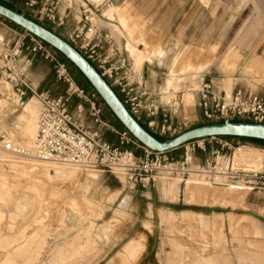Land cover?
<instances>
[{"label":"rangeland","instance_id":"1","mask_svg":"<svg viewBox=\"0 0 264 264\" xmlns=\"http://www.w3.org/2000/svg\"><path fill=\"white\" fill-rule=\"evenodd\" d=\"M10 5L35 20L23 4ZM136 5L142 10L137 11ZM115 7L109 17H117L122 24L123 31L113 27L119 42L124 38L121 49L132 42L142 51L141 61L163 49L165 59L152 60L167 100L173 98L171 90L191 100L204 79H212L224 91L244 87L264 93V0H121ZM140 14L150 22L138 20ZM0 21L5 20L0 17ZM40 24L52 30L47 23ZM7 27L0 29L6 32ZM249 49L251 55L243 56L242 50ZM38 57L42 61L34 67L36 74H46L51 81L56 77L53 64ZM72 76L76 81L80 77L77 72ZM83 85L91 90L86 82ZM21 113L22 109L16 114L13 136L20 144H29L34 128ZM200 125L205 122L195 124ZM108 139L116 142L115 135ZM232 142L249 145L239 139ZM253 148L264 150V145L254 143ZM172 154L180 157L183 150ZM4 156L0 204L10 214L0 225V264H126L130 260L127 248L140 238L143 249L133 264H264V194L243 191L246 197L238 205L226 204L199 192L189 198L188 182H167L179 197L170 194L164 199L161 184L145 189L111 174L80 170L72 177L54 178L53 173L49 179L43 171L42 178L19 172L30 169V161ZM197 157L204 155L197 153ZM165 212L177 216L163 217ZM202 218L211 224L202 226ZM255 223L261 227L255 228Z\"/></svg>","mask_w":264,"mask_h":264},{"label":"built area","instance_id":"2","mask_svg":"<svg viewBox=\"0 0 264 264\" xmlns=\"http://www.w3.org/2000/svg\"><path fill=\"white\" fill-rule=\"evenodd\" d=\"M0 3L23 4L38 23L45 22L52 31L71 44L121 98L130 114L159 139L175 138L195 126L196 121L181 116L178 93L150 89L144 68L138 67L126 51L105 32L90 12L82 8L77 26L70 28L71 7L61 14L63 0H0ZM0 26L7 27L5 21ZM0 29V153L22 162L32 160L52 167H72L84 172L107 173L122 178L128 185L157 188L164 182L186 184L188 181L213 187L264 194V157L260 166L241 162L238 151L258 150L254 142L240 146L228 137H209L190 141L177 150L155 152L145 148L129 132L119 130L104 116L103 101L93 90L83 89L67 64L49 45L17 27ZM9 32V33H8ZM17 36L12 39L11 36ZM25 52L50 61L58 82L65 86L61 95L39 91L24 75L21 61ZM198 109L205 124L250 123L264 126V93L241 87L228 95L214 81H203L196 92ZM35 99L39 105L37 134L30 148L12 138L13 118L24 101ZM79 101L73 108L72 102ZM118 137L113 144L108 135ZM240 140V139H239ZM135 146L139 155L128 147ZM264 154V150H258ZM202 153L204 157H197ZM261 154V155H262Z\"/></svg>","mask_w":264,"mask_h":264},{"label":"water","instance_id":"3","mask_svg":"<svg viewBox=\"0 0 264 264\" xmlns=\"http://www.w3.org/2000/svg\"><path fill=\"white\" fill-rule=\"evenodd\" d=\"M0 17L32 34L62 54L85 77L121 126L141 145L151 151L169 152L177 150L190 141L209 137L264 141L263 125L232 122L200 125L175 138L161 140L151 134L130 114L118 94L93 65L61 36L29 16L2 3H0Z\"/></svg>","mask_w":264,"mask_h":264},{"label":"crops","instance_id":"4","mask_svg":"<svg viewBox=\"0 0 264 264\" xmlns=\"http://www.w3.org/2000/svg\"><path fill=\"white\" fill-rule=\"evenodd\" d=\"M121 1V0H119ZM117 0H63V6L60 9L61 14H64L66 12L67 7H71V15L70 18L68 20V24L70 28H74L77 26V21L76 20H80L81 17V13H82V8H85L88 12H90V18H93L95 21H97V25L102 28L105 32H110L112 34V36L114 37L116 43L118 44V46L121 48V44L123 45L124 42V38L122 39V37L120 38V42L117 38V35L115 34L113 27L118 26L120 28V31H123L122 28V24L119 22V19L117 17H115L114 19H111L109 17V14L113 11H115L117 9V7H115L116 4H118ZM135 9L137 11H141L142 7H139L136 5ZM141 21H148L150 22V19L146 18L143 14H140L139 19ZM19 32H22L21 29H18ZM9 33V32H8ZM12 39H16L17 36H11ZM126 40V39H125ZM251 41H256V39H251ZM129 44V45H128ZM128 44H125V48L122 50H127L129 51L130 55L133 58H136L133 55V50L131 51V49L129 48L130 45L133 46V49L135 50L136 47L133 45L132 42H128ZM136 51L139 53V55L142 58V51L141 50H137ZM135 51V52H136ZM127 52V51H126ZM157 52V53H156ZM154 53V56L152 57H148L146 58V60L141 61L139 59V61L135 62L139 65H142V67L144 68V72L146 75V78L148 80V84L149 87L152 91L154 92H160V93H165V88H163V86H161L159 84L160 81H162V77L160 80L159 77V72H157V68L156 65H153V60L152 58L155 57L156 59L159 58L160 59H165V53L163 51V49H158V51H156ZM251 49L249 50H242V55L249 57L251 55ZM143 59V58H142ZM148 59L152 60V62L147 61ZM38 61H42V58L38 57L37 55H33L32 53H28L26 54V56L22 59L21 61V68L24 72V75L27 77V79L33 83V85L35 87H37V89L39 91H51L54 95H61L64 90H65V86L63 84H61L60 82L57 81L56 77L53 75L51 81H48L47 75L46 74H36L34 67H36V64ZM263 64V62H262ZM253 65V64H252ZM250 65L249 68H247L246 72H250V69L252 68ZM201 66V65H200ZM200 66L198 67V70L200 71ZM209 68V65L203 70H207ZM71 72V71H70ZM171 72H172V66H171ZM72 73V72H71ZM73 74V73H72ZM203 81H213L211 80H203ZM228 81V80H227ZM226 81V82H227ZM78 82V81H77ZM225 82V83H226ZM172 81H168V86L172 85ZM83 89H85L87 92L91 93L93 92V89L89 90L87 86L83 85V83H78ZM226 85V84H225ZM227 89V88H226ZM234 90V89H232ZM173 91V90H171ZM192 96V97H191ZM191 100L188 101V99H183L180 96H178V98L176 99L180 105H181V111L180 114L181 116H186V117H190L192 119H194L196 121V123H204L203 118L199 117L198 112L201 115L200 110L198 109V100H199V96L197 95V93L191 94ZM186 102L188 104H186ZM26 104V102H23L22 107L19 108L22 109V111L24 110L23 105ZM79 104V101L74 100L72 102V107L75 108L77 105ZM102 106L104 107V116L106 119H108L112 125H114L116 128H118L119 130H124L123 127H121L118 123V121H114L112 118L113 115H111L110 111H108L107 107L104 105V103H102ZM189 109V112H185V109ZM19 112V111H18ZM17 112V113H18ZM16 113V114H17ZM186 113V114H185ZM16 114L13 118V126L14 127V123H15V119H16ZM113 135H108V137H112ZM111 139V138H110ZM116 142H112L115 145H118V137L116 136ZM129 149H131L132 151L136 152L139 155H142L143 152L136 148L135 146H130L128 147ZM161 195L164 199L168 198L170 196V194H173L175 197H179L177 196V194L172 192L173 190V186L172 183H166L164 182V184H161ZM187 185V184H186ZM18 211H22L21 207L17 208ZM9 211H7L1 204H0V217L3 218V221L0 225H3L5 223V219H7L9 217ZM17 214H20V212H18ZM166 214H171L174 216H177L175 213L173 212H165L163 214V217H165ZM186 214H183V216ZM198 217H204L203 215H199ZM14 220V219H13ZM141 239V238H140ZM139 239V240H140ZM139 240L135 241L132 245H130L127 248V253H129V258L130 260L126 263V264H133L138 260V256L140 255V253L142 252L143 249V243L140 245L139 244ZM143 239H141L142 241Z\"/></svg>","mask_w":264,"mask_h":264},{"label":"bare ground","instance_id":"5","mask_svg":"<svg viewBox=\"0 0 264 264\" xmlns=\"http://www.w3.org/2000/svg\"><path fill=\"white\" fill-rule=\"evenodd\" d=\"M129 45V44H128ZM131 49V51L133 50V55L136 57V61L142 60L141 56L139 55V53L136 51V49H133V46L130 45L129 47ZM136 51V52H135ZM136 64V62H135ZM137 66L139 64H136ZM139 67V66H138ZM227 91V89H226ZM233 92V90L231 91V89H228L227 94L230 95ZM24 110L22 111V113L20 114V117L26 122V120L30 121L31 123V127L32 129L34 128V138L32 140L35 139L36 134H37V113H38V108L39 105L37 103V101L35 99L30 100L29 102H27L26 104L23 105ZM35 116V119H34ZM19 127V126H18ZM17 127V128H18ZM13 134V133H12ZM16 134V133H15ZM25 135L28 136V131L25 132ZM31 134V136H33ZM12 138L14 140V142L16 144H20L19 142L15 141L14 136L12 135ZM25 148H30L33 145V141H31V143L29 144H20ZM256 152L254 153H248L246 151H243L242 149H240L238 151V157L240 159L241 162L247 163V164H254L257 167L260 166L261 160H262V155H260V152L258 150H255ZM3 157H5L4 155H0V161H4ZM9 157V156H8ZM33 162H29L30 164L33 163L30 167V169L28 170H19L20 173H27L29 172L30 174H32V176H42L41 174L44 172H46V175L49 179V177L54 173V178L55 176H61V177H72L73 175H75L77 169L76 168H72V167H64V166H56L54 168L49 169L48 167L46 168V164L43 163H39L36 162L34 160H32ZM14 162V161H11ZM17 163V162H15ZM21 163V162H20ZM28 163V164H29ZM22 164V163H21ZM41 165V166H40ZM17 169V168H16ZM94 173V172H92ZM29 174V176H31ZM25 175V174H24ZM49 175V176H48ZM93 177H96L95 174H91ZM39 176V177H40ZM37 178V177H36ZM43 178V176H42ZM52 178V176H51ZM53 178V179H54ZM56 180V179H55ZM177 183V182H176ZM164 184V183H162ZM187 190L186 193L188 194L189 198H193L191 197L192 195L194 196L195 193L199 192L201 194H203L205 197H207V199L212 200V201H224L226 204H237L240 203L243 199H245L246 194L243 192V190H236V189H230V188H225V187H214L213 189L210 188L208 185L204 184V183H199V182H195V181H188L187 183ZM206 186V187H205ZM179 189V188H178ZM246 192V191H245ZM247 193V192H246ZM179 194V193H178ZM177 194V195H178ZM238 205V204H237ZM186 216L191 218V214L188 215H184V217L186 218ZM174 217V215H173ZM189 220V219H188ZM193 220V219H192ZM191 221V220H190ZM194 221V220H193ZM195 221H197V219H195ZM257 222V221H256ZM191 223V222H190ZM208 220L207 219H203L201 220V224L202 226H208ZM211 224V223H210ZM255 228H260L261 226L257 223L254 224ZM207 228V227H206ZM209 229V228H208ZM263 232H264V228H262ZM142 239V238H141ZM141 239L139 240V244H142ZM178 263V262H177Z\"/></svg>","mask_w":264,"mask_h":264},{"label":"trees","instance_id":"6","mask_svg":"<svg viewBox=\"0 0 264 264\" xmlns=\"http://www.w3.org/2000/svg\"><path fill=\"white\" fill-rule=\"evenodd\" d=\"M5 6H7V7H9V8H11V9H13V10H15V8H14V6H12V5H10V4H7V3H3ZM5 20V19H4ZM6 22H8V23H10L9 21H7V20H5ZM10 24H12V23H10ZM13 26H15V27H17L16 25H14V24H12ZM17 28H19V27H17ZM19 29H21V28H19ZM22 30V29H21ZM58 54L60 55V56H62V59L68 64V66H69V68H70V70H71V72L72 73H74V72H77L79 75H80V77H78V78H76L77 79V81H78V83H83V82H86V84H88L90 87H91V89H93L92 88V86L88 83V81L85 79V77L77 70V68H75V66L73 65V64H71L62 54H60L59 52H58ZM119 123V122H118ZM119 125L121 126V124L119 123ZM122 127V126H121ZM235 139H240V140H242V141H251V142H254V143H258V144H262V145H264V141H259V140H252V139H243V138H235ZM161 140H163V139H161Z\"/></svg>","mask_w":264,"mask_h":264}]
</instances>
